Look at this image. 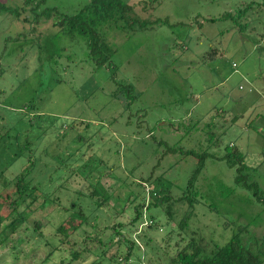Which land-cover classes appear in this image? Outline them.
<instances>
[{
  "label": "rangeland",
  "instance_id": "rangeland-1",
  "mask_svg": "<svg viewBox=\"0 0 264 264\" xmlns=\"http://www.w3.org/2000/svg\"><path fill=\"white\" fill-rule=\"evenodd\" d=\"M26 1L0 0V200L30 166L48 199L28 217L21 254L18 235L0 245V264H60L56 229L72 209L87 218L78 246L104 241L73 264H117L119 223L125 238L143 229L131 264L192 238L224 246L241 228L264 264V0ZM228 148L261 201L222 159ZM154 193L168 198L134 224Z\"/></svg>",
  "mask_w": 264,
  "mask_h": 264
},
{
  "label": "trees",
  "instance_id": "trees-1",
  "mask_svg": "<svg viewBox=\"0 0 264 264\" xmlns=\"http://www.w3.org/2000/svg\"><path fill=\"white\" fill-rule=\"evenodd\" d=\"M105 3V0H92L91 8L99 10L100 4H103L104 7H108L107 10H110L114 7H120L124 5L120 2V0H111L109 3ZM25 5L27 9H31V6L34 7L30 0H27ZM125 7L126 9L131 8L130 6ZM87 10L88 8L83 9L70 21H77V18H80L82 13L86 12ZM25 21H28V18H26ZM72 26L73 28L78 27L79 21L72 24ZM81 31L84 34L87 33V31L83 28H81ZM95 51L96 50L92 51V53H95ZM186 154L195 156V153L191 151L186 152ZM198 158L201 161H204L205 154L199 155ZM222 159L226 160L230 166L236 167V170L239 174L237 182L251 189L254 193V196L259 201H261V191L258 185L256 183L247 182L246 179L241 175L243 171L246 170L242 153L228 148ZM200 168L202 169V164ZM3 171L5 173L6 170ZM3 171H0V176L3 175ZM31 171L32 170L30 166L15 176L11 182V189L8 188L10 190L7 191L5 197L1 196L0 200V245L6 246L10 238H12L14 235H18L16 242L18 243L19 247H13V249L16 250V254H21V246L27 242L25 238L27 237L26 232L28 229L27 221L29 215L33 214L39 206L43 205V203L37 204L38 200L44 195L40 194L38 186L35 184L33 179L30 178ZM195 180L196 175H194L189 182V190L193 186ZM150 194H152V192H150ZM44 197L43 198L45 200L48 199L46 196ZM154 197L158 198V193H154ZM167 198L168 197L165 196L162 199L158 198L155 201L151 200L148 205L146 203L137 205L134 210L132 222L137 224L147 209H150L151 207H158ZM190 202L192 201L190 200ZM72 210V212H74V220L72 221L71 218L66 219L56 229V233H58L61 237L60 248L58 249L60 251H65L68 254L66 258H63V260L60 261V264H73L74 262L82 259L85 254L94 252L97 249V245L104 244V241L98 235L91 236L88 234L85 237L84 246H78L79 242L77 240L74 241V237L78 231L82 230L81 228L84 225H87L85 223L87 218H84L85 214L83 211H78L76 209ZM66 211L70 210L66 209ZM167 212L170 216L173 214L170 208H168ZM75 222H77V224H75ZM150 222L151 224H149V227L154 225V220H151ZM122 227L123 224L119 223L110 227L109 229L112 233H116L126 242V244H124V246L127 247L126 254L123 256L120 254L118 257L120 260H116V263L131 264L134 260V248L137 246L142 247L144 245L141 239L143 229H141L142 231L140 230L141 235L139 237V241L127 237L125 238L121 231ZM95 228L98 229V227ZM35 230H37V227H35ZM244 233L245 228H241L240 232L234 235L224 246L208 244V242L203 238H192L184 247L176 250L173 253L169 254V252H166L163 257H157L156 259L150 258L148 261H146L143 257L139 259V262L145 261L147 264H263L262 259L244 243V240L242 239V235ZM66 245L68 247H65ZM25 255L28 256L27 258L29 259V263L35 259L34 250H32V252L25 253ZM112 259L115 260L116 258L113 257ZM138 263L136 262V264Z\"/></svg>",
  "mask_w": 264,
  "mask_h": 264
},
{
  "label": "built area",
  "instance_id": "built-area-1",
  "mask_svg": "<svg viewBox=\"0 0 264 264\" xmlns=\"http://www.w3.org/2000/svg\"><path fill=\"white\" fill-rule=\"evenodd\" d=\"M138 264H147L145 261H141Z\"/></svg>",
  "mask_w": 264,
  "mask_h": 264
}]
</instances>
